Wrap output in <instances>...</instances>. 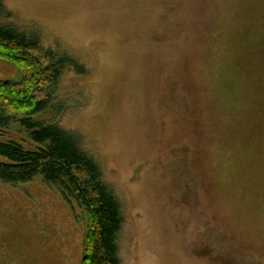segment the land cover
<instances>
[{"label":"rangeland","instance_id":"1","mask_svg":"<svg viewBox=\"0 0 264 264\" xmlns=\"http://www.w3.org/2000/svg\"><path fill=\"white\" fill-rule=\"evenodd\" d=\"M1 5L0 26L63 59L35 118L97 163L120 206V264H264V103L229 84L257 68L249 35L264 26V0ZM21 81L0 58V82ZM85 233L56 186L0 181V264H81Z\"/></svg>","mask_w":264,"mask_h":264},{"label":"trees","instance_id":"2","mask_svg":"<svg viewBox=\"0 0 264 264\" xmlns=\"http://www.w3.org/2000/svg\"><path fill=\"white\" fill-rule=\"evenodd\" d=\"M1 2L0 14L4 12ZM260 23L249 35L250 42L244 35L247 42L252 43L251 54H256L252 56L257 68L254 63L250 64L252 72L249 73L246 66L247 73L238 72L237 78L229 79V84L235 87L237 80V86L246 93L248 101L258 94L263 104L264 55L260 50L264 47V31H259L264 26ZM0 58L13 64L22 78L19 84L0 82V181L15 184L41 177L47 184L56 186L67 200L82 209L86 218L81 264H120L117 246L122 225L120 206L116 196L102 182L97 163L80 150L72 135L57 125L35 118L50 103L63 59L43 51L37 39L12 26H0ZM262 110L259 108L257 114ZM10 130L21 132L32 148L26 149L8 137Z\"/></svg>","mask_w":264,"mask_h":264}]
</instances>
